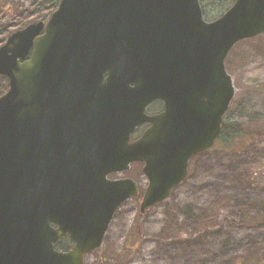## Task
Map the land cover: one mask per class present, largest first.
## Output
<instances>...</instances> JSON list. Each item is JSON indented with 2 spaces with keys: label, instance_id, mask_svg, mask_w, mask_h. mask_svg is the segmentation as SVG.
Here are the masks:
<instances>
[{
  "label": "water",
  "instance_id": "1",
  "mask_svg": "<svg viewBox=\"0 0 264 264\" xmlns=\"http://www.w3.org/2000/svg\"><path fill=\"white\" fill-rule=\"evenodd\" d=\"M262 33L264 0L211 22L199 0H61L13 32L0 48V264H83L139 196L135 180L108 178L132 163L148 180L141 213L169 198L221 132L226 57ZM156 99L165 111L147 115ZM64 235L68 253L55 250Z\"/></svg>",
  "mask_w": 264,
  "mask_h": 264
},
{
  "label": "rangeland",
  "instance_id": "2",
  "mask_svg": "<svg viewBox=\"0 0 264 264\" xmlns=\"http://www.w3.org/2000/svg\"><path fill=\"white\" fill-rule=\"evenodd\" d=\"M234 0H200L204 18L221 17ZM56 0H0V48L15 31L48 20ZM235 96L225 123L264 128V33L238 42L226 58ZM0 75V96L8 89ZM224 135L190 161L188 178L171 196L144 214L140 200H127L115 213L100 248L86 264H231L237 257L264 261V138ZM131 177L141 193L147 186L142 165L110 178ZM214 205L204 226L191 221ZM168 220L176 233L165 232ZM186 223V225H181Z\"/></svg>",
  "mask_w": 264,
  "mask_h": 264
},
{
  "label": "trees",
  "instance_id": "3",
  "mask_svg": "<svg viewBox=\"0 0 264 264\" xmlns=\"http://www.w3.org/2000/svg\"><path fill=\"white\" fill-rule=\"evenodd\" d=\"M61 0H56L54 3L52 9H50L47 18L57 9L59 3ZM242 134L246 136H253V137H260L264 138V128H261L259 126L256 127H244L233 123H225L223 122L221 133L218 137L220 139L224 135H231L234 137L233 134ZM214 205H211L207 208V210L203 213V215L194 218V220L191 221V224L194 226H204L208 222H210L211 219L214 217ZM178 223L174 220H168L167 222V228H165V232H175L178 229ZM181 225H186V223H181ZM231 264H264V261L256 256H243V257H237L232 261Z\"/></svg>",
  "mask_w": 264,
  "mask_h": 264
},
{
  "label": "flooded vegetation",
  "instance_id": "4",
  "mask_svg": "<svg viewBox=\"0 0 264 264\" xmlns=\"http://www.w3.org/2000/svg\"><path fill=\"white\" fill-rule=\"evenodd\" d=\"M108 73H106L107 76ZM165 111V105L163 100L161 99H156L153 102H151L145 110V113L147 115H158L161 114L162 112ZM151 126L150 122L144 123L142 125H140L135 132L132 135V139L133 140H137L138 138H140V136H142V134ZM74 241L71 238L70 235H64L61 236L58 241L55 243V250L61 253H68L74 246ZM86 259V258H85ZM84 264L85 261H84Z\"/></svg>",
  "mask_w": 264,
  "mask_h": 264
}]
</instances>
